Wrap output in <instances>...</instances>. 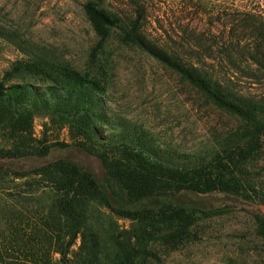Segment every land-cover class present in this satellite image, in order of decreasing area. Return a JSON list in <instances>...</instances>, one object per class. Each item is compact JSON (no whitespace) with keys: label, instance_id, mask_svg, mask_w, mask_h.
<instances>
[{"label":"trees","instance_id":"16d2710c","mask_svg":"<svg viewBox=\"0 0 264 264\" xmlns=\"http://www.w3.org/2000/svg\"><path fill=\"white\" fill-rule=\"evenodd\" d=\"M128 1L129 13L106 7V0L84 3L99 40L94 52L115 40L148 55L235 116L240 126L219 147L199 157L180 156L183 161L126 123L119 134L106 135L114 124L104 106L103 72L94 66L79 70L42 48L28 51L19 33L0 24V38L26 56L0 81V264H163V253L194 240L202 222L232 213L230 205L210 207L194 198L220 194L264 206V181L250 169L264 146V98L233 86L234 72L248 62L264 68V36L248 49L223 45L224 56L217 59L216 37L189 24L178 34H149L151 0ZM184 11L210 22L215 17L203 14L196 0ZM224 16L237 22L247 15ZM39 118L48 121L47 130L49 125L67 129L72 142L37 139ZM71 146L97 155L104 177L66 159L23 163ZM253 214L255 231L264 240V214Z\"/></svg>","mask_w":264,"mask_h":264},{"label":"rangeland","instance_id":"374dc122","mask_svg":"<svg viewBox=\"0 0 264 264\" xmlns=\"http://www.w3.org/2000/svg\"><path fill=\"white\" fill-rule=\"evenodd\" d=\"M86 1L89 0H0V24L7 31L19 33L29 44L28 51L42 48L79 70L94 66L103 72L107 87L104 106L115 128H108L106 135L119 134L120 125L126 123L183 161L185 157L181 160L180 156L199 157L204 151L219 147L239 128L240 121L235 116L218 108L181 76L148 55L123 47L115 40L95 53L99 40L84 14ZM196 1L203 5V14L215 16L211 22L184 11L190 0H151L154 21L148 26V33L178 34L177 30L189 24L197 33L216 37L213 55L217 59L224 56L220 52L223 45L233 42L234 46L240 44L248 49L264 36V0ZM105 6L130 12L128 0H106ZM226 12L247 16L227 22ZM190 18L195 22L189 23ZM25 57L15 45L0 38V81L16 61ZM234 76L235 89L264 98V68L248 62ZM47 122L40 118L35 121L37 139L72 142L67 129L49 125L47 130ZM57 159L75 162L97 177L105 175L102 160L77 146L54 149L46 159L32 158L23 163L29 166ZM250 169L258 181H264V146ZM194 199L210 207L230 205L232 213L202 222L194 240L163 253V264H264V240L255 231L253 214H264V206H250L220 194ZM114 221L121 227H130L129 222Z\"/></svg>","mask_w":264,"mask_h":264}]
</instances>
